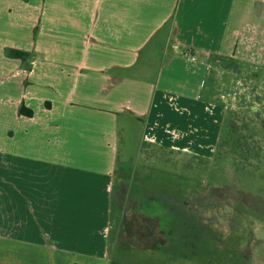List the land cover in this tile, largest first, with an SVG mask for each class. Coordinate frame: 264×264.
I'll return each instance as SVG.
<instances>
[{
    "label": "crops",
    "instance_id": "crops-1",
    "mask_svg": "<svg viewBox=\"0 0 264 264\" xmlns=\"http://www.w3.org/2000/svg\"><path fill=\"white\" fill-rule=\"evenodd\" d=\"M203 58L264 76V0H0V264H114L120 152L215 154L228 107Z\"/></svg>",
    "mask_w": 264,
    "mask_h": 264
},
{
    "label": "rangeland",
    "instance_id": "rangeland-1",
    "mask_svg": "<svg viewBox=\"0 0 264 264\" xmlns=\"http://www.w3.org/2000/svg\"><path fill=\"white\" fill-rule=\"evenodd\" d=\"M202 61L228 107L215 154L120 152L110 215L114 264L124 251L129 264H264V76ZM118 231L143 248L115 247ZM158 232L166 242L155 240Z\"/></svg>",
    "mask_w": 264,
    "mask_h": 264
},
{
    "label": "trees",
    "instance_id": "trees-1",
    "mask_svg": "<svg viewBox=\"0 0 264 264\" xmlns=\"http://www.w3.org/2000/svg\"><path fill=\"white\" fill-rule=\"evenodd\" d=\"M5 56L8 58L20 60L27 69H30L31 65L29 62L31 59V55L29 53L19 51V50L6 49L5 50ZM18 114L22 115V116H26V117L32 116V112L30 110H27L26 108H24L23 105L19 108Z\"/></svg>",
    "mask_w": 264,
    "mask_h": 264
},
{
    "label": "built area",
    "instance_id": "built-area-1",
    "mask_svg": "<svg viewBox=\"0 0 264 264\" xmlns=\"http://www.w3.org/2000/svg\"><path fill=\"white\" fill-rule=\"evenodd\" d=\"M191 61H194V59L192 58Z\"/></svg>",
    "mask_w": 264,
    "mask_h": 264
}]
</instances>
